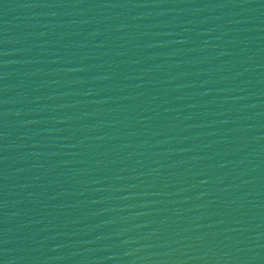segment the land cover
Here are the masks:
<instances>
[{
    "label": "water",
    "instance_id": "95a60500",
    "mask_svg": "<svg viewBox=\"0 0 264 264\" xmlns=\"http://www.w3.org/2000/svg\"><path fill=\"white\" fill-rule=\"evenodd\" d=\"M0 264H264V0H0Z\"/></svg>",
    "mask_w": 264,
    "mask_h": 264
}]
</instances>
